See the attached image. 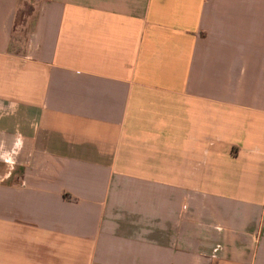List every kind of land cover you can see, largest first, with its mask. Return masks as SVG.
I'll return each instance as SVG.
<instances>
[{
    "label": "crops",
    "instance_id": "0c3cea01",
    "mask_svg": "<svg viewBox=\"0 0 264 264\" xmlns=\"http://www.w3.org/2000/svg\"><path fill=\"white\" fill-rule=\"evenodd\" d=\"M0 157V264H264V0H0Z\"/></svg>",
    "mask_w": 264,
    "mask_h": 264
},
{
    "label": "clouds",
    "instance_id": "9594fccd",
    "mask_svg": "<svg viewBox=\"0 0 264 264\" xmlns=\"http://www.w3.org/2000/svg\"><path fill=\"white\" fill-rule=\"evenodd\" d=\"M0 159H3V157H0ZM4 162L9 164V165H14V161L10 157L8 159H6Z\"/></svg>",
    "mask_w": 264,
    "mask_h": 264
},
{
    "label": "rangeland",
    "instance_id": "374dc122",
    "mask_svg": "<svg viewBox=\"0 0 264 264\" xmlns=\"http://www.w3.org/2000/svg\"><path fill=\"white\" fill-rule=\"evenodd\" d=\"M22 30H25V27H24V28H22V29H21V31H22Z\"/></svg>",
    "mask_w": 264,
    "mask_h": 264
}]
</instances>
